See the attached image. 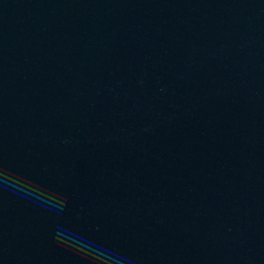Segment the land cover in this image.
Listing matches in <instances>:
<instances>
[{"label": "water", "instance_id": "obj_1", "mask_svg": "<svg viewBox=\"0 0 264 264\" xmlns=\"http://www.w3.org/2000/svg\"><path fill=\"white\" fill-rule=\"evenodd\" d=\"M0 264H264V0H0Z\"/></svg>", "mask_w": 264, "mask_h": 264}]
</instances>
